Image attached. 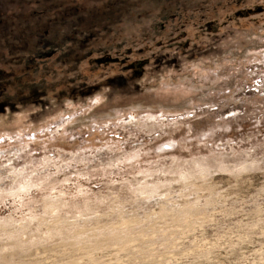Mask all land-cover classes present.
I'll list each match as a JSON object with an SVG mask.
<instances>
[{"label": "rangeland", "instance_id": "374dc122", "mask_svg": "<svg viewBox=\"0 0 264 264\" xmlns=\"http://www.w3.org/2000/svg\"><path fill=\"white\" fill-rule=\"evenodd\" d=\"M0 264H264V0H0Z\"/></svg>", "mask_w": 264, "mask_h": 264}]
</instances>
